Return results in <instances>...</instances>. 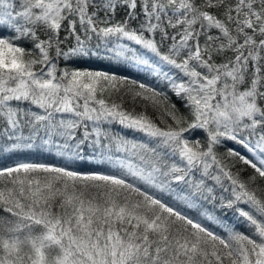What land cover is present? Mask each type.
Instances as JSON below:
<instances>
[{"label": "snow or ice", "instance_id": "obj_1", "mask_svg": "<svg viewBox=\"0 0 264 264\" xmlns=\"http://www.w3.org/2000/svg\"><path fill=\"white\" fill-rule=\"evenodd\" d=\"M0 264H264V0H0Z\"/></svg>", "mask_w": 264, "mask_h": 264}, {"label": "trees", "instance_id": "obj_2", "mask_svg": "<svg viewBox=\"0 0 264 264\" xmlns=\"http://www.w3.org/2000/svg\"><path fill=\"white\" fill-rule=\"evenodd\" d=\"M60 66L68 67L76 70L110 71L120 76H127L129 79L139 80L153 87L163 88L165 92H168L167 87H165L159 80L149 75L147 72L141 71L140 69H137L131 64L122 65V64H118L116 61H110L108 58H106L103 55V53H101L100 57L74 59L68 62L61 60ZM165 70H167V68H165ZM169 94L171 95V93ZM173 99H175V97H173ZM111 131L116 134H122L127 139L133 140L135 142H143L145 140V137L142 134L124 130L118 124L113 125L111 127ZM229 146L237 148L239 151L244 152L242 148H240L235 144L230 143ZM25 159L32 162L50 163L55 165H62L64 163V161L61 158L56 157L54 154H49L46 152H38L35 150L32 153L25 154V156H21V157H6L2 162L5 164H12L14 161L25 160ZM74 167L82 172L96 170L103 173H108L110 171H114L113 169H111L110 165L107 164L101 165L95 162H91L90 158L87 157L85 162L77 163L76 165H74ZM248 171L250 172L251 170L249 169ZM224 223L233 225L236 228L240 229L241 231H247L244 225L237 221V217L232 212H228V214L224 217ZM220 231L223 232L224 230L220 228Z\"/></svg>", "mask_w": 264, "mask_h": 264}, {"label": "rangeland", "instance_id": "obj_3", "mask_svg": "<svg viewBox=\"0 0 264 264\" xmlns=\"http://www.w3.org/2000/svg\"><path fill=\"white\" fill-rule=\"evenodd\" d=\"M117 135H122V134H117Z\"/></svg>", "mask_w": 264, "mask_h": 264}]
</instances>
